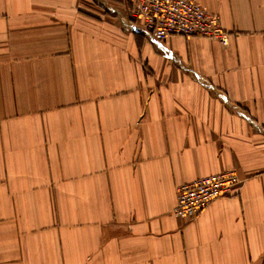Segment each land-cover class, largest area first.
Instances as JSON below:
<instances>
[{
	"label": "crops",
	"instance_id": "obj_1",
	"mask_svg": "<svg viewBox=\"0 0 264 264\" xmlns=\"http://www.w3.org/2000/svg\"><path fill=\"white\" fill-rule=\"evenodd\" d=\"M195 2L228 44L155 40L123 0H0V264H264V0Z\"/></svg>",
	"mask_w": 264,
	"mask_h": 264
},
{
	"label": "built area",
	"instance_id": "obj_2",
	"mask_svg": "<svg viewBox=\"0 0 264 264\" xmlns=\"http://www.w3.org/2000/svg\"><path fill=\"white\" fill-rule=\"evenodd\" d=\"M132 5V16L141 20V31L164 41L171 36L200 37L229 43L220 17L211 14L195 0H123ZM242 180L232 170L180 185L176 190L173 214L181 219H194L213 202L231 197Z\"/></svg>",
	"mask_w": 264,
	"mask_h": 264
}]
</instances>
